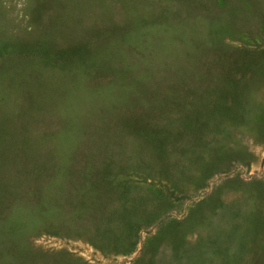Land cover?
<instances>
[{
    "label": "rangeland",
    "instance_id": "rangeland-1",
    "mask_svg": "<svg viewBox=\"0 0 264 264\" xmlns=\"http://www.w3.org/2000/svg\"><path fill=\"white\" fill-rule=\"evenodd\" d=\"M0 264H264V0H0Z\"/></svg>",
    "mask_w": 264,
    "mask_h": 264
}]
</instances>
